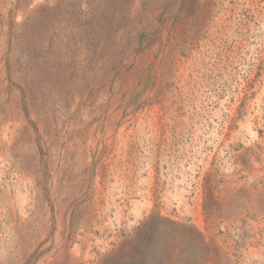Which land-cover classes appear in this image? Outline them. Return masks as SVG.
<instances>
[{
  "label": "rangeland",
  "instance_id": "obj_1",
  "mask_svg": "<svg viewBox=\"0 0 264 264\" xmlns=\"http://www.w3.org/2000/svg\"><path fill=\"white\" fill-rule=\"evenodd\" d=\"M0 264H264V0H0Z\"/></svg>",
  "mask_w": 264,
  "mask_h": 264
}]
</instances>
